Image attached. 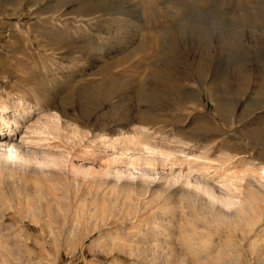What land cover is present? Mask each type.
Listing matches in <instances>:
<instances>
[{
	"label": "rangeland",
	"instance_id": "rangeland-1",
	"mask_svg": "<svg viewBox=\"0 0 264 264\" xmlns=\"http://www.w3.org/2000/svg\"><path fill=\"white\" fill-rule=\"evenodd\" d=\"M171 36L180 65L142 103ZM262 74L264 0H0V264H187L191 217L216 245L219 202L263 207Z\"/></svg>",
	"mask_w": 264,
	"mask_h": 264
},
{
	"label": "bare ground",
	"instance_id": "bare-ground-1",
	"mask_svg": "<svg viewBox=\"0 0 264 264\" xmlns=\"http://www.w3.org/2000/svg\"><path fill=\"white\" fill-rule=\"evenodd\" d=\"M66 1H69V0H66ZM184 33H186V32H184ZM181 34L183 35L182 32H181ZM175 40L177 41L176 38H175ZM178 40H180V38H178ZM183 42H184V40H183ZM163 46H165L163 48V51L155 59L154 68L152 67L153 70L150 71V73L148 72L149 75L145 80V84L143 85V87L141 88V90L139 92V98L138 99H140V102H142V103L149 104V103L155 101L158 98L159 94L164 89L167 88L168 83L169 82L172 83L171 82L172 80L170 81V78L172 76L171 72H173L174 66L180 65V61H178V58L181 59L180 56L183 55V52H181V50H182V48L186 49L185 47H187L188 44L186 42L182 43V41H181V43L175 42L174 40H172V36H171V37L167 38L166 40L165 39L163 40ZM183 61H184V59H183ZM200 61L202 62L201 59L196 60V62H195V65H197L196 68H199L198 66L200 64ZM241 68H238V70H240V71L236 70V72H233V74L231 75L232 76L231 80L234 81L235 84H239V85L243 84L245 81V75L242 73ZM173 73H175V70ZM176 74H178L177 71H176ZM179 75H176V77ZM261 77H262V81L264 82V75L262 74ZM5 110H6V107L3 104H1L0 105V122L3 121V113L5 112ZM134 128H135V126H134ZM252 137H254V138L264 137V132L261 130H257V131L252 133ZM137 144L140 145V147L143 148L144 150H150L149 146L144 145V143H142L141 141L137 142ZM16 161L18 163L20 162L23 165L30 163L28 160H25L22 158H17ZM9 162H10L9 158H7L5 156H0V170L9 167L10 166ZM34 164L39 169V170L35 171V172H37L36 174H38V175L42 174V171H44L43 169H45V168L57 167V164L54 161H47V160H41V161L35 162ZM33 170H35V169H33ZM257 171H258L259 178L263 179L264 177L262 178V175L264 176V167H260ZM32 173H33V171H32ZM197 190H198V192L203 194L204 197L207 198V204H209L210 207L211 206L214 207V205L216 204L215 203L216 200L214 198H212V194L205 188H197ZM245 199H246V201L248 200V202L250 204L249 205L243 204L242 209H241L242 211L236 210L237 204H240L239 201H236V202L221 201V202H219L221 207H222V210L219 209L218 212L221 214L220 216L222 218H218V219L214 218V220L212 219L213 220L212 223H215L217 225L216 231L218 232V242L216 245L209 239V237L212 234L208 237V234L204 233L203 230H202L203 232L201 231L202 233L199 231L198 227L196 226L197 223L195 224L196 221L193 219L194 217L189 216L191 218L189 220H186V221H182V218L181 219L179 218L180 220L177 219L180 222H182V225H183L182 226L180 223L181 226H180V229L177 228L178 229L177 233L179 232V230L181 231L180 234H182V236H183V234L186 233V236H183V237L181 235H179V233H178V235L181 237V239H179V238L178 239L180 241H182L181 247L184 248L186 255L189 256L188 258L190 260V263H187V264H233V261L235 262V260H237L238 255H241V254L244 257L243 258V261H245L244 264H264V201H263V207H262L261 204H260V206H257V203H256L257 201H255V199L252 197L251 194L246 195ZM94 206H96V205H94ZM100 206H98V207H100ZM102 207H104V206H102ZM161 209H163V208H161ZM174 211H175V209H173V207H172V212H174ZM103 212H104V209H103ZM161 212H163V211H161ZM81 214L84 215L83 212ZM184 214H185L184 211L182 212V214H180V216L182 215L181 217H183V219L185 218L183 216ZM127 215H128V213H127ZM175 215H176L175 213L173 215H171V219H172L171 221H173ZM178 217H179V215H178ZM134 226H135V224H134ZM236 228H238V229H236ZM151 229H153V228H151ZM232 236L236 237L237 242L235 241L236 242L235 244L231 243L232 245L230 244L231 245L230 246L228 243H229V241L230 242L232 241L230 239V238H232ZM142 239H144V238H142ZM175 240H176V238H175ZM112 243H111V245H115ZM226 243L228 244L227 246H225ZM259 243H262V245L260 247L257 246ZM155 245H153V246H155ZM142 246H143V244H142ZM160 246H162V245H160ZM235 247L237 248L238 253H239V254L236 253V254H238L237 257L235 256L236 254H234V252H236V251H234ZM164 248H165V246H164ZM166 248L169 249L168 247H166ZM153 249L156 250L157 248L154 247ZM160 249L162 250L161 247H160ZM150 251L153 252L152 249H150ZM167 251L169 252V250H167ZM182 251H183V249H182ZM135 252L136 251H134V253ZM155 252L156 251H154L153 253H155ZM131 253L134 254L132 252V250H131ZM170 253H171V251H170ZM132 254H131V256H132ZM157 254L159 255V252ZM153 256H154V254H153ZM165 256H167V255H165ZM144 259H146V257ZM154 259L156 260L157 258H154ZM159 260H160V258H159ZM152 261H153V259H152ZM158 262H160V261L157 260V264H158ZM155 264H156V261H155ZM161 264H163V263H161Z\"/></svg>",
	"mask_w": 264,
	"mask_h": 264
}]
</instances>
